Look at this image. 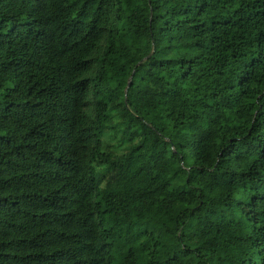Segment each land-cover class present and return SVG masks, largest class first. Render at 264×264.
Wrapping results in <instances>:
<instances>
[{"label": "trees", "instance_id": "obj_1", "mask_svg": "<svg viewBox=\"0 0 264 264\" xmlns=\"http://www.w3.org/2000/svg\"><path fill=\"white\" fill-rule=\"evenodd\" d=\"M0 264H264V0H0Z\"/></svg>", "mask_w": 264, "mask_h": 264}, {"label": "rangeland", "instance_id": "obj_2", "mask_svg": "<svg viewBox=\"0 0 264 264\" xmlns=\"http://www.w3.org/2000/svg\"><path fill=\"white\" fill-rule=\"evenodd\" d=\"M127 137L124 136L122 132H116L113 130H109L104 135V144L108 148H112L117 152H122L124 150L125 145L128 143Z\"/></svg>", "mask_w": 264, "mask_h": 264}]
</instances>
